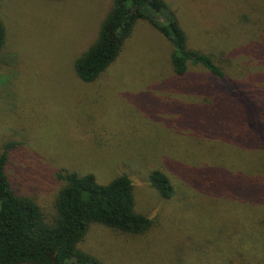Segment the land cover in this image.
<instances>
[{
	"label": "rangeland",
	"instance_id": "374dc122",
	"mask_svg": "<svg viewBox=\"0 0 264 264\" xmlns=\"http://www.w3.org/2000/svg\"><path fill=\"white\" fill-rule=\"evenodd\" d=\"M162 1L189 48L228 56L224 79L189 64L174 76L169 44L138 21L114 63L83 83L73 62L95 41L111 0H0V152L13 144L5 175L47 222L57 174H90L98 184L126 175L133 211L152 224L132 237L89 225L77 248L103 264H255L247 235L257 211L248 206L258 193L244 167L264 165L245 141L264 148L256 86L264 0ZM151 170L168 178L170 199L148 185Z\"/></svg>",
	"mask_w": 264,
	"mask_h": 264
},
{
	"label": "trees",
	"instance_id": "16d2710c",
	"mask_svg": "<svg viewBox=\"0 0 264 264\" xmlns=\"http://www.w3.org/2000/svg\"><path fill=\"white\" fill-rule=\"evenodd\" d=\"M138 21L148 23L169 44L167 61L174 76L181 78L189 64L211 77L224 79L228 56L223 52L214 56L189 48L174 11L162 0H111L95 41L73 62L76 78L90 83L103 74L120 54ZM4 41V27L0 22V50ZM263 66L258 70L256 86L264 94ZM245 88L253 98V89ZM260 101L259 113L264 118V97ZM258 140L255 137L252 141L245 140L247 149L253 146L254 152L264 153ZM12 147L13 144H6L0 152V264H103L77 248L89 225L97 224L130 237L140 236L151 227V219L133 211L132 184L124 174L106 184L96 183L90 174H57L62 186L54 200V215L47 222L33 201L16 195L8 183L4 169ZM263 166L252 170L244 167L254 176L253 189L258 193V198L254 196L248 206L257 211L256 222L247 235L252 253H256L255 264H264V178L260 176ZM147 181L161 200L170 199L173 189L162 172L151 170Z\"/></svg>",
	"mask_w": 264,
	"mask_h": 264
}]
</instances>
